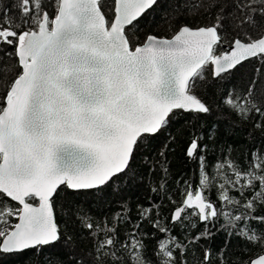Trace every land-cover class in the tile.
Instances as JSON below:
<instances>
[{
	"label": "snow or ice",
	"instance_id": "6c2138e0",
	"mask_svg": "<svg viewBox=\"0 0 264 264\" xmlns=\"http://www.w3.org/2000/svg\"><path fill=\"white\" fill-rule=\"evenodd\" d=\"M30 256L264 264V0H0V264Z\"/></svg>",
	"mask_w": 264,
	"mask_h": 264
},
{
	"label": "trees",
	"instance_id": "16d2710c",
	"mask_svg": "<svg viewBox=\"0 0 264 264\" xmlns=\"http://www.w3.org/2000/svg\"><path fill=\"white\" fill-rule=\"evenodd\" d=\"M205 17L202 15H197L195 10L192 12H189L186 16H180V15H175L172 16L171 19H166L164 18L159 12L152 13L148 17H146L145 20H142L140 23V35L141 37L145 33H151V34H156V35H167L171 36L175 30V28L184 23H189V24H203L205 23ZM217 119H225V117L221 116L218 117ZM211 122V121H209ZM182 124L181 122L177 121L174 125L175 131L179 133L180 128ZM183 139V137H181ZM173 148L175 149V155L170 157V159L173 162V168L178 170L180 168H185L187 167L182 158H181V148L182 144H175L173 145ZM148 195L146 191L145 186H140L138 188H135L134 190L130 191L127 193V198L129 200H132L133 202L136 201H143L144 198ZM115 208L116 205H113ZM14 261V264H37V258L30 256L26 260H20L18 258H11Z\"/></svg>",
	"mask_w": 264,
	"mask_h": 264
}]
</instances>
